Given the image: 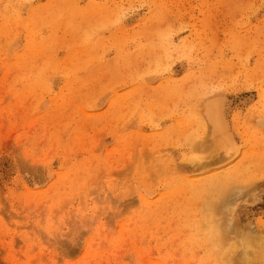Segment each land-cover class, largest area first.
<instances>
[{"label": "rangeland", "instance_id": "374dc122", "mask_svg": "<svg viewBox=\"0 0 264 264\" xmlns=\"http://www.w3.org/2000/svg\"><path fill=\"white\" fill-rule=\"evenodd\" d=\"M262 20L264 0H0V264H215L229 246L218 255L208 239L218 220L207 221L214 192L202 189L230 170L242 173L233 187L255 183L253 198L236 203L238 224L264 233ZM248 75L253 87L232 90ZM217 95L227 146L206 141L205 106ZM18 141L47 154L50 167L25 161ZM213 148L155 198L113 201L120 211L95 221L82 204L103 196L90 187L64 209L66 229L78 210L84 226L74 245L70 231L50 237L35 223L59 220L62 203L105 164L124 179L135 170L129 156L166 170Z\"/></svg>", "mask_w": 264, "mask_h": 264}, {"label": "snow or ice", "instance_id": "6c2138e0", "mask_svg": "<svg viewBox=\"0 0 264 264\" xmlns=\"http://www.w3.org/2000/svg\"><path fill=\"white\" fill-rule=\"evenodd\" d=\"M14 8L19 7L23 8L25 5H14ZM30 7V6H29ZM238 7H252L249 5H238ZM31 27V24L25 25V29ZM260 31L262 35H264V20L260 23ZM255 80L254 76H241L233 80L231 85L232 90L239 91L244 87H253L254 84L247 83V80ZM259 89L261 93V103L259 104L261 110V129L264 131V73H262ZM210 107L216 112L217 116L225 109V103L222 96H214L211 99ZM250 111L252 108L249 109ZM213 139H220L222 143L231 145L232 137L228 134V131L221 127L219 134L214 131ZM19 146L22 148L21 156L25 161L30 162L34 166H39L43 168H49L51 165V161L48 158V155L42 153L35 148L28 145L27 142H19ZM214 148L209 152H204L203 155H183L180 159H174L168 161V166L166 170H162L159 166H150L146 161H144L143 157L137 159L132 156L128 157V167H132L134 165V172L130 173L124 179H117L116 176L113 175V171L110 165H103L98 171L95 177L89 182V179L85 177L84 183L79 188L77 192L72 194L71 200L67 202H63L60 213L59 220L55 221L54 224H43L41 221H35L38 227H41L47 234L51 237L54 234H60V237L64 239L63 233L65 230L70 231L69 237L66 239L71 245L77 243L78 237L81 234V231L84 229L83 223L81 222V216L78 214L76 217V221L71 225L70 229H66V221L70 219V210L69 212H65L64 209L68 207V204L74 203L75 199L78 197H84L87 199L89 195V188H95L99 191L103 200L100 203H93L89 201L88 204H82V211L84 215H91L93 220L96 218H103V213L107 211L119 212V208H113L112 202H119L121 200L126 199L129 196L137 197L141 203L145 200H151L159 195L157 189L163 190L162 182L166 181L169 176L176 177L180 172V166L187 163H195L197 161L203 160L206 156L214 154ZM182 151L187 152L189 149L185 147ZM190 151L192 153H198L203 151L199 148V146L194 145ZM261 180H264V176L259 177ZM13 200L16 199L15 196L11 197ZM23 199V198H21ZM217 199V194H213V197L205 202L203 207V211L205 215H211L215 209V200ZM27 215V213H25ZM51 219V217H50ZM31 219L24 220L23 223L28 224L32 223ZM23 235V234H22ZM226 253L229 251L228 249L224 250ZM35 264V262H34ZM62 264H84L83 260L80 259H65L62 261ZM215 264H235V262L231 259L222 258L217 259ZM240 264H264V245L261 248V258L259 261H241Z\"/></svg>", "mask_w": 264, "mask_h": 264}, {"label": "bare ground", "instance_id": "6f19581e", "mask_svg": "<svg viewBox=\"0 0 264 264\" xmlns=\"http://www.w3.org/2000/svg\"><path fill=\"white\" fill-rule=\"evenodd\" d=\"M211 99L212 98H210V101L208 99L205 106L207 117L211 122V131L207 136V139L210 141H208L207 139L206 141L207 143L209 142V144L211 142L227 146L228 144L222 143L220 139H213L214 131L219 134L221 127H223L224 129L225 127L223 123L222 112L219 116H217L216 112L210 107ZM238 169L236 170L238 171ZM241 174L242 173L235 174V172H231V170L226 171L221 177L207 179L204 182L202 189L205 192H214V194H217L214 212L211 215L207 216V218H209V220L207 221L211 222L215 218L216 221L218 220V223H216L218 226L216 225L217 227H213L212 230H210L208 239L217 246V254L220 251H223V249L228 245L230 248L228 247L229 251L227 252V257H225L227 259L233 260L235 264H240L241 261L247 260L259 261V259L261 258V248L262 245H264V233H262L260 229L253 230V226H240L238 224V220L235 214L236 203L240 200L244 201L245 199L254 196L252 195V188L255 185V183H252L254 179L252 180V178H248L249 180L246 181V183L241 182V184L238 182L236 187H233V185L229 183L230 179L233 177L237 178V176H241V180ZM246 177L248 176L246 175ZM212 197L213 195H210L209 198H206V201L210 200Z\"/></svg>", "mask_w": 264, "mask_h": 264}]
</instances>
